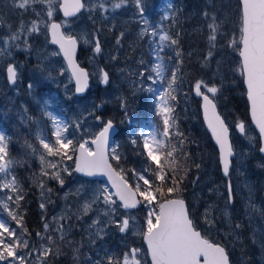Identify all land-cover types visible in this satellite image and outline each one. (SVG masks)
<instances>
[{"label":"snow or ice","instance_id":"obj_1","mask_svg":"<svg viewBox=\"0 0 264 264\" xmlns=\"http://www.w3.org/2000/svg\"><path fill=\"white\" fill-rule=\"evenodd\" d=\"M36 3L46 5L48 22L45 26L50 33L51 43L58 45L59 48V52H53L52 55L56 56L62 53L75 80V91L83 93L88 86V73L80 68L74 60L77 39L62 32V24L55 22L53 17L57 9L62 11L65 18L75 17L85 7V4L82 3V0H13V6L22 10H28L31 5ZM128 3L134 4L137 14L145 26L139 32V37L143 38L146 34L150 36V51L154 54L155 60L160 61L155 63L151 69L155 77L149 75L146 79L151 82L158 78V82L164 83L165 65L161 53L166 48L178 45V40L155 27H151L149 30V20L145 16L149 0H119L113 4V8L120 9ZM99 7L104 9V4H100ZM171 7L172 5H169V8ZM33 11L35 10L33 9ZM237 11L239 17L238 38L235 35L230 37L227 32L221 31L224 22L218 19L215 12L204 11L203 17L208 29L209 46L204 60L208 62L213 58V50L216 48L218 37L226 40L227 48L238 51L240 63L237 71L243 77V83L246 86L251 120L258 129L261 140L264 141V0H238ZM37 15L39 14L37 13ZM66 24L67 21L64 22V26ZM38 28L39 25L36 21L32 22L30 28H25L22 24L19 32L11 33L7 39L0 38V42L5 48H9L23 35L25 37L24 44L27 45V37L38 31ZM123 35L121 33V36ZM87 42L85 41V43ZM119 43L120 40L117 39V44ZM94 51L101 52L99 41H96ZM180 56L181 53L175 51V57L180 58ZM178 71L179 67L172 72V79L167 83L166 90L157 92L153 87L148 88L149 92L157 95L159 114L163 117V129L161 130L159 125H156L152 131L142 133L141 152L149 164L148 167L139 171L133 170L134 185L126 178L124 169L117 170L110 163V159L112 161L121 159L115 148L109 150L108 147L110 131L113 129L111 121L107 122L94 138L85 139L84 135L77 138V132H80L83 125L76 123L73 126L75 130L70 133L69 124L52 113H48L53 125L51 138L37 135L42 149L39 154L41 173L45 177L58 181L60 186L65 184L62 172L71 175L73 170L88 178H106L107 182L101 184L91 193L85 200L82 209L86 214L93 211V206H95L96 216L88 226L93 230L89 232L91 237L89 243L93 245L97 240H103L110 227L115 226L122 234L135 229L133 234L141 236L146 242L151 264H230L229 253L225 247L205 238L201 231L197 230L193 219L190 218L185 200L179 196L181 192L179 184L182 182V178L170 175L165 166L160 164L161 154H164L165 164L169 159H172L174 164L173 154L176 151V146L168 138L171 128L175 125V119L172 115L174 109L169 106V101L176 99L173 95L175 91L173 84L179 79ZM7 74L9 81L15 83L17 70L11 64L7 67ZM138 74L142 77L144 75L143 73ZM102 78L104 83L108 82L107 73H103ZM202 88L205 91H202ZM220 90L216 85L209 86L204 81H198L195 84V94L202 97L204 119L219 146L222 171L227 177L230 174L232 158L237 154L230 141L229 126L217 111L215 101ZM236 127L241 134H246L243 122H239ZM176 135L182 134L177 132ZM249 138L251 139V137ZM132 143L135 144L136 140H133ZM259 151L264 153V145L259 148ZM35 152L36 149L33 148V153ZM48 157L54 159L49 160ZM66 160L74 162V169L70 170L62 163ZM15 163L16 161L9 154L7 138L0 132V193H3L0 195V213L6 212L7 217L17 225L14 228L5 219L0 218V262L26 264L27 257L35 255L38 264H46L45 258L51 252V246L56 243L54 238L56 234L59 235L61 242L71 245L73 241L66 240V225L58 221L55 227H51V231L50 223L45 221L43 233H36L39 242L32 244L31 247L29 240L24 239L23 236L27 230L23 229L18 233V228L22 229L23 218L18 217L14 209H10V202L19 208L20 201L24 197L21 194L20 185L13 175ZM261 166L264 167V165ZM49 169L53 171L49 172ZM173 171H175L174 167ZM40 186L43 189L42 183ZM47 191L51 192L52 190L48 189ZM232 203L233 193L229 183L225 210L222 212L224 216L229 215L227 207ZM140 205L146 209L143 228H138L136 218L128 215L129 210L136 209ZM45 207V203L40 204L41 209ZM120 209L125 210L124 213H121ZM60 219L65 218L61 217ZM53 220L56 221V218L53 217ZM205 222L209 225L213 224V220L207 216ZM234 227L239 229L240 225L236 224ZM21 249H28V252L21 255ZM76 251L78 252L79 249ZM105 256L107 257L106 261L94 260L89 257V264H146L142 258L141 249L135 247L124 252L122 258L108 255L107 252H105Z\"/></svg>","mask_w":264,"mask_h":264},{"label":"trees","instance_id":"obj_2","mask_svg":"<svg viewBox=\"0 0 264 264\" xmlns=\"http://www.w3.org/2000/svg\"><path fill=\"white\" fill-rule=\"evenodd\" d=\"M215 1L167 0V4L172 5L167 10L165 8V14L167 15L168 13V16L163 15L161 10L158 9V6L161 5L159 0L154 2L155 6L158 5L157 9L148 10L146 8L145 16L149 18L151 23L149 29L151 30V27L158 29L161 26L172 38L178 40V45L166 48L161 53L165 65L164 83H158L156 80L150 82L146 79L149 75L153 76L151 66L154 60L151 56V46L147 40L148 36L145 35L141 38L138 35V22H122L117 14L114 13L108 17L97 16L95 26L101 46L98 60L102 69L107 72L110 82L107 87H97L95 89L91 87L84 97L91 96L100 104V110L94 114L95 119L99 118L103 123L111 121L118 127L119 131L113 146L116 144L115 149L121 159L119 161L111 160V163L113 167L117 168L119 166L124 169L131 179L133 170L139 171L148 167L149 164L145 155L141 152V131L149 124L153 127L159 125L161 130L163 129V117L157 110L156 96L154 93L149 92L148 88L157 89L159 87L162 90H166L167 83L172 79V72L179 67L177 72L179 79L173 84L175 89L173 95L176 99L175 101H169V106L174 109L172 115L175 119V125L171 128V134L168 138L176 146V151L173 154L174 164L172 159H169L168 163L165 164L164 154L160 155V164L165 166L170 175L182 178V182L179 184L181 188L179 196L183 199L187 196L190 187L194 183L193 180L202 168L206 158L217 154V150L203 126L199 100L195 94V84L198 81L207 82L210 80L209 74L219 53L218 44L213 58L209 61V65L205 68V65L200 64L201 59L207 55L209 46L207 41L208 30L205 32L202 30V34H200L198 28L201 26L206 27V22H203L204 18L202 15L204 11L211 12L210 7ZM237 2L238 0H223L224 12L227 14L228 19L221 30L233 28L237 30L235 33L238 38L239 17ZM37 13L39 15L43 14L42 5H34L28 10H22L13 6V0H0V34H3L5 30L7 32L18 30L22 24L25 28H28L27 26L31 21L38 16ZM126 13L125 10L119 11L121 15ZM59 18L60 15L55 16V19ZM121 33L124 35L121 36ZM117 39L120 40L119 44H117ZM42 42L52 48L49 46L50 44L48 45L49 38L46 32L42 36ZM224 45H226V42H224ZM89 50L83 49L79 44L77 60L82 67L87 69L88 62L85 52ZM175 51L181 53L180 58L175 57ZM237 55L238 51L236 52V58ZM56 59L62 62L60 54L59 56L56 55ZM0 61H2V58H0ZM33 61L34 63H32L28 75L21 71V77L23 78L25 75L31 82H34V79L29 76L30 73H35L39 69H46L49 66V63L43 59H33ZM5 69L6 65L0 62V131L5 134L8 141L9 154L16 161L13 167V175L18 181L21 194L24 197L20 201L19 208H16L15 204L10 202V209H14L18 217L23 218L22 229L18 228V233L23 229L27 230L23 236L24 239L29 240L31 247L36 241L34 235L40 227L42 213L39 208V197L42 194L39 185L41 177L37 169V154L36 152L33 153V148L36 149V140L34 141L36 136L34 133H37V127L34 119L28 120L23 115L20 106V101L29 102L25 88H19L21 95L17 93V98L15 99L11 91L15 90L12 87L16 83L12 87L7 84ZM138 73H143V77ZM236 82L231 85L226 84L220 90L215 101L219 113L232 132L235 125L239 122L250 125L249 108L241 75L237 76ZM54 91L55 93H60L57 88H54ZM177 132L182 135H176ZM133 140H136L135 144L132 143ZM231 141L233 147L239 146L234 133L231 135ZM257 143L260 146L259 139H257ZM196 165H199V167H196ZM173 167L175 171H173ZM44 181H46L45 187L51 189L53 185L52 179L47 181V177H44ZM0 195H3V193H0ZM188 207L190 209V206ZM0 217L5 219L12 227H17L15 222L7 217L6 212L0 213ZM190 217L196 225L194 217L192 218L191 214ZM203 235L208 237L211 242L225 247L229 253L230 264H240L241 259L239 258H242L245 264H258L255 259V248L249 243L247 236L240 235V242L234 245L243 255V257L237 258V253L231 245H227L222 240L215 239L205 233ZM73 237H66V240L73 241L71 245L54 237L56 243L51 246V255L48 257L49 264H83V262H74V259H70L65 255V251L68 250L71 255L73 252L75 256L77 241H81ZM107 245L111 249L108 255L118 257V247L115 242H109ZM79 251H82V247L79 248ZM20 252L23 255L28 252V249H21ZM83 253L86 254L87 259L89 257L94 259L93 252L89 247L86 248L85 245ZM29 259L30 256L27 257L28 261ZM102 259L106 261L107 257L103 255ZM88 263L89 261L86 264Z\"/></svg>","mask_w":264,"mask_h":264},{"label":"rangeland","instance_id":"obj_3","mask_svg":"<svg viewBox=\"0 0 264 264\" xmlns=\"http://www.w3.org/2000/svg\"><path fill=\"white\" fill-rule=\"evenodd\" d=\"M166 1L167 0H159L161 5L158 9L161 10L163 15L168 16V13L167 15L165 13L166 10L169 9L170 4H167ZM83 2L85 7L76 18L65 20L60 16L59 19H55L56 15H60L59 10L57 9L53 20H58L59 23L62 24V31L66 35L76 37L83 49H90L85 52L88 62L87 70L92 79L90 83L91 87L92 89H95L101 87L102 69L98 60L99 53L94 51L95 43L96 41H99L95 28L97 16L101 15L102 17H108L111 14L116 13L122 22H138L139 32L145 26L143 25L140 16L137 14L133 3H128L120 9H114L113 4L119 2V0H83ZM154 2L155 0H149L147 7L148 10L157 9L158 5L155 6ZM100 4H104V9L99 7ZM165 4L167 5L165 6ZM34 5H42L43 14L36 16L29 24L30 26L28 25L27 27L30 28L32 22L36 21L39 25L38 31L27 37V45L24 44L25 37L23 35L20 40L13 43L9 48H5L2 42H0V58H2V61L0 62L6 65V67L9 64H13L16 68L17 81L15 86H10L15 89L12 90L11 93L16 99L17 93L21 95L19 88H25L29 102L20 101V106L23 115L28 118V120L34 119L37 127V133H34L36 136L34 137V141L36 140L37 169L41 177L39 185H41V183L44 185L43 189L40 186L42 194L39 197V208L41 203H45L46 205L44 209L40 208L42 213L40 227L37 232L43 233V224L45 221L50 223V231L51 227L56 226L57 221L59 223H64L66 225L65 237L74 236L73 238H77L81 241H77L76 249L82 247V251H75V256L73 255V252L71 255L68 250L65 251V255L70 259H74V262H83V264L88 262V259L85 256L86 254L83 253L84 245L86 248L89 247L91 249L94 260H103L102 256L105 255V252L109 254L111 251L107 243L115 242V245L118 247L119 258H122V254L128 251L129 248L135 247L141 249L143 260L146 264H150L146 248L142 243V237L133 234L135 229L122 234L115 226H111L108 230V234L104 236L103 240H97L95 245L89 243V240L91 239L89 232L93 230L89 229L88 226L95 218L96 211L95 206H93V211L84 214L82 210L83 204L91 193L103 184V182L86 180L78 176L73 170L71 171V175L62 172V176L65 180L63 186H60L58 181L52 180V191H47L48 188L45 187V176L41 173L42 166L39 161V154L42 152V149L39 140L37 139V135H44L51 138L53 125L48 113H52L66 121L69 124L70 133L75 130L73 126L76 123L82 124L83 128L80 132H77V138H79L80 135H84L85 139H92L102 127L94 121V114L100 110L101 106L96 102L95 98L91 96L78 98L74 95V83L63 59H61L62 62H60L59 59H56V56L52 55L53 52H58V50L49 45V43L48 45L52 48H49L42 42V36L45 32L48 37V30H45V25L48 22L46 5L36 3L31 5V7ZM224 8L223 0H216L210 7L211 12H215L218 19L224 22L222 27L226 25L225 21L228 19L227 14L224 12ZM123 10L127 13L124 15L119 14V11L121 12ZM147 19L149 20V18ZM65 21H67L66 26H64ZM203 22H206L205 19H203ZM150 26L151 23L149 21V28ZM158 29L165 31L161 26ZM198 29L200 34H202V30L204 32L208 30L207 26H201ZM20 30L21 28L10 32L5 30L3 34H0V38L7 39L11 33L19 32ZM236 31L237 30L230 28V30H224L222 32H227L230 37L232 35L237 37L235 33ZM150 39V36H148V42ZM85 41L88 42L85 43ZM224 42H226V40H219L218 37L216 47L219 44V53L215 58L212 70L210 71V80L206 82L209 86L214 84L220 89L226 84L231 85L237 83L236 78L240 75L239 71H237L238 62L240 63L238 55L236 58L237 51L227 48L226 45H224ZM215 49L213 50V55L215 54ZM151 56L154 60L153 65L151 66L152 69L154 64L160 61L155 60L154 54L151 53ZM204 57L201 59L200 64L205 65L206 68V66L209 65V61L205 62ZM33 59H43L49 63V66L46 69H39V71L35 73H30L29 76L34 79V82H31L25 77V75H28L30 72L31 65L34 63ZM29 60H31V62H29ZM21 71L25 74L23 78L21 77ZM152 74L153 77H155L154 72H152ZM154 80L158 82V78H155ZM29 85H31V87H29ZM54 88H57L60 93H55ZM156 90L159 92L162 89L158 87ZM201 90L205 91L203 88ZM209 95L211 97V94ZM218 95L219 93L216 98ZM155 96L156 107L158 110L157 95L155 94ZM236 125L233 129V133L239 146L234 147V151L237 155L233 160L229 176L226 178L222 177L217 154L208 156L203 162L202 168L194 178V183L190 187L185 200L187 205L190 206L189 210L191 216L192 218L194 217L196 226L201 231L202 235L205 233L206 235L213 236L215 239L222 240L227 245H231L237 253V258L243 257V255L234 245H237L240 242V235L247 236L248 241L252 247L255 248V259L258 264H264V167L261 166L264 165V159L259 154V144L257 143V139L259 138L254 129H252L251 124L245 125L246 134H238L235 131ZM152 130V125L149 124L141 131L140 137L142 144V133ZM249 137H251V139ZM113 148H116V144L112 146L111 149ZM48 159L51 160L54 158L48 157ZM62 163L65 166H68L70 170L74 169L73 161L66 160ZM119 169H121V167L118 166L117 170ZM48 171L51 172L53 170L49 169ZM125 174L126 178L129 179V182L134 185V177L132 176L131 179L127 172H125ZM50 180L51 179L47 177V181ZM229 183L232 188L233 203L227 207L229 215L224 216L222 212L225 210ZM119 211L124 213L123 209H120ZM128 215L136 218L138 228H143L145 226L146 209L143 205H141L136 211L128 212ZM206 216L213 220V224L209 225L205 222ZM53 217L56 218V221L53 220ZM61 217H64L65 219H60ZM236 224L240 225L239 229L234 227ZM242 224L243 226H241ZM36 233L34 235L36 240L35 243H38L39 239L36 236ZM55 237L59 238V235L56 234ZM205 238L208 237L205 236ZM125 245H127V247H125ZM50 255L51 252L45 258L46 264L50 263L48 259ZM239 259H241L240 264H245L242 258ZM9 260H11V258H9ZM0 264H5V262H0ZM26 264H38L35 255H30V259L29 261H26Z\"/></svg>","mask_w":264,"mask_h":264},{"label":"water","instance_id":"obj_4","mask_svg":"<svg viewBox=\"0 0 264 264\" xmlns=\"http://www.w3.org/2000/svg\"><path fill=\"white\" fill-rule=\"evenodd\" d=\"M82 3H83V0H82ZM82 10H83V9H81V11H80L79 13H77V15H76L75 17H69V18H65V17L63 16L62 11H59V13H60V15H61V17H62L63 19L70 20V19H74V18H76V17L82 12ZM55 22L59 23L57 20H55ZM61 31H62V28H61ZM62 32H63V31H62ZM48 37H49V44H50L51 46L57 48L58 51H59L58 45H54V44L51 43V36H50V33H49V32H48ZM78 49H79V43H78V41H77V47H76V52H75V55H74V60H75L76 64H77L80 68L84 69V71L88 73V86H87V88L85 89V91H84L83 93H77V92L75 91L76 85H75V80H74V78L72 77L71 69L69 68V66H68V64H67V61L63 58L62 53H61L60 55H61L62 59L64 60L65 65H66V67H67V70H68V72L70 73V76H71L72 81H73V83H74V95H75L76 97H78V98H82V97H84V96L87 94L88 90H89L90 87H91V84H90V75H89L88 70H87L85 67H82V66L79 64L78 60H77ZM239 59H240V58H239ZM11 65L14 66L13 64H11ZM103 73H107V72H106L104 69H101V78L103 77ZM6 82L8 83L9 86H13V85H14V83L10 82L9 79H8L7 68H6ZM15 82H16V81H15ZM109 82H110V81H109V76H108V82H107V83H104V82H103V78H102L100 85H101V87H107V86L109 85ZM243 85H244V88H245V91H246V86H245L244 83H243ZM245 96H246V95H245ZM198 98H199V109H200L201 119H202V122H203L204 128H205V130L207 131V133L209 134V136L211 137V140H212L213 144H214L215 147L217 148V151H218V161H219V166H220L221 175H222L223 178H226V176L223 174V171H222V164L220 163L219 146L216 144L215 139H214V137H213L212 134H211V130L208 129V127H207V123H206V121H205V119H204L203 108H202V103H203V101H202V97H198ZM246 100H247V97H246ZM247 103H248V108H249V102L247 101ZM217 111L219 112L218 108H217ZM221 118H222V116H221ZM222 119H223V118H222ZM249 119H250V123H251L253 129L256 131L257 135L259 136V139H260V147H261L262 145H264V141L261 140L260 135H259V131H258V129L256 128L255 124H254V123L252 122V120H251L250 110H249ZM107 122H109V121H107ZM107 122H106V123H107ZM96 123H98V124H102V121H101L99 118H97V119H96ZM106 123H105V124H106ZM105 124L102 125V128L105 126ZM112 124H113V129L110 131V136H109V141H108V147H109V150H110V148H111V146H112V144H113V141H114V139H115V137H116V135H117V133H118V131H119L118 127H117L113 122H112ZM102 128H101V130H102ZM236 131H237L239 134H241L237 128H236ZM98 133H99V132H98ZM98 133H97V134H98ZM230 136H231V131L229 130V137H230ZM230 141H231V139H230ZM259 154L264 158V153H261V152L259 151ZM233 158H234V157H233ZM233 158H232V160H233ZM110 163H111V162H110ZM231 167H232V166H231ZM231 167H230V170H231ZM74 172H75V171H74ZM75 173H76V172H75ZM76 174L79 175V176H81V177H83V178H85V179H88V180H99V181H101V182H103V183H106V182H107V181H106V178H103V177L88 178V177H84L82 174H79V173H76ZM227 177H228V176H227ZM185 204H186V202H185ZM140 206H141V205H140ZM140 206H138L136 209L129 210V212H132V211H136V210H138V209L140 208ZM186 207H187V206H186ZM124 211H125V210H124ZM143 244L145 245L146 250H147V245H146V242H145L144 240H143ZM148 257H149L150 264H151V258H150V255H149V254H148Z\"/></svg>","mask_w":264,"mask_h":264},{"label":"bare ground","instance_id":"obj_5","mask_svg":"<svg viewBox=\"0 0 264 264\" xmlns=\"http://www.w3.org/2000/svg\"><path fill=\"white\" fill-rule=\"evenodd\" d=\"M250 243V242H249Z\"/></svg>","mask_w":264,"mask_h":264}]
</instances>
